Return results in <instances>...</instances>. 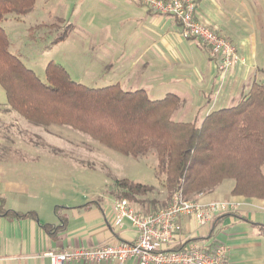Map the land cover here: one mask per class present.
<instances>
[{"label": "crops", "instance_id": "0c3cea01", "mask_svg": "<svg viewBox=\"0 0 264 264\" xmlns=\"http://www.w3.org/2000/svg\"><path fill=\"white\" fill-rule=\"evenodd\" d=\"M193 1L196 19L229 39L237 50L238 63L224 77L221 90L209 50L197 40L182 38L175 19L153 14L134 0H118L117 6H112L121 11L120 18L127 28L131 25L133 42L121 49L115 44L110 46L109 58L115 62L109 64L93 84L118 85L126 92L142 90L149 99L173 94L181 101L176 113L182 117L179 122L195 123L201 114L200 123L204 118L201 110L206 108L203 116L207 115L211 102L226 104L237 98L239 101L248 84L255 81L252 74L259 70L251 56L255 26L251 22L249 1ZM239 4L247 5L245 12L240 13ZM125 32L129 33L126 29ZM217 90L221 92L216 94ZM0 110V115H13L6 104L0 103ZM19 144L31 142L0 136V148ZM44 151L42 156H23L26 163L32 164L31 168L4 165L13 158L8 160L0 156V264H50L49 258L44 256L47 252L128 243L136 238L135 229L127 221L120 229L110 224L111 208L117 201L112 187L103 198L95 200L90 194L78 192L65 197L58 186L47 183L43 177L47 167L39 164L49 163L53 157ZM31 169L36 171L30 172ZM232 187L233 182H222L213 192L198 199L230 201L237 204V212L219 216L216 222L205 227L197 226L188 217H180L169 248H178L187 242L224 244L228 247L225 264H264V231L258 226L264 225V202H243L240 197H232ZM56 208L63 222L56 215ZM28 213H33L34 218L15 217ZM45 226H51L52 231L47 232ZM124 264L137 263L127 261Z\"/></svg>", "mask_w": 264, "mask_h": 264}, {"label": "trees", "instance_id": "16d2710c", "mask_svg": "<svg viewBox=\"0 0 264 264\" xmlns=\"http://www.w3.org/2000/svg\"><path fill=\"white\" fill-rule=\"evenodd\" d=\"M35 2L0 0V23L8 15L30 14ZM59 24L63 31L52 45L65 41L73 29L62 18L48 27ZM9 47L0 27V87L10 111L34 126L69 127L125 157L155 156V174L157 180L162 178L165 198L148 200L145 196L153 187L120 180L114 185L118 200L146 214L145 205L153 211L164 209L175 193L190 200L231 181V196L264 202V85L252 82L236 105L208 113L199 124L179 122L172 116L181 101L173 94L151 100L142 90L126 92L118 85L89 88L72 81L54 62L46 65L41 81ZM15 217L34 218V214ZM258 226L264 231V225ZM44 229L52 231L51 226ZM188 243L170 250L179 251Z\"/></svg>", "mask_w": 264, "mask_h": 264}, {"label": "rangeland", "instance_id": "374dc122", "mask_svg": "<svg viewBox=\"0 0 264 264\" xmlns=\"http://www.w3.org/2000/svg\"><path fill=\"white\" fill-rule=\"evenodd\" d=\"M248 1L249 10L252 12L251 22L255 26L253 29L255 42L251 56L253 57L252 62L259 68L252 75L256 83L264 85V0ZM116 2L118 0H36L34 11L31 14L22 17L8 15L6 20L0 23V27L10 41V53L16 55L25 68L31 70L41 81H44L46 65L54 62L65 69L72 81L89 88H102L101 82H98L100 84L93 83L101 78L109 64L115 62L109 58L111 51L108 49H111L110 46L114 44L121 49L125 44L133 42L135 37L130 30L131 25L128 24L129 29L122 22L121 11L112 7L117 4ZM245 7L247 5H240V13L245 12ZM57 18H62L72 24L73 29L65 41L52 45L51 42L63 31L62 24L52 28L48 27L56 24ZM37 25H46L47 28L32 29ZM125 29L129 33L124 34ZM218 81V89L221 90L222 82L219 78ZM248 89L249 84L244 93ZM220 90H217L216 94ZM237 102L238 98L226 104L211 102L207 112L232 107ZM0 103L6 104L5 94L1 87ZM205 109L200 112L202 117H204ZM176 113L172 119L181 120L182 117ZM12 114L11 116L0 115V136L2 139L31 142V144L0 148L1 157L8 160L13 158L4 165H17L18 167L27 165L26 167L31 168L32 164L26 163L23 156H42L45 150L44 153H50L49 157L53 158L49 163L39 164L40 167H47L43 170V177L47 183L58 186L65 197L78 192L90 194L91 199L97 200L103 198L111 187V190H114L117 181L127 180L153 187V192L145 196L148 200L161 201L165 198V191L160 185L162 178L157 180L155 174L156 158L154 155L148 154L137 159L125 157L69 127L34 126L17 113ZM200 115L195 121L197 124H199ZM45 141L48 144L44 143ZM35 171L31 169L30 172ZM21 172L25 170L21 169ZM198 198L191 197L189 201L224 202L221 199L203 202ZM240 198L243 202H246L244 200L257 201ZM145 210L147 213L154 212L148 205H145Z\"/></svg>", "mask_w": 264, "mask_h": 264}, {"label": "built area", "instance_id": "2783aa9c", "mask_svg": "<svg viewBox=\"0 0 264 264\" xmlns=\"http://www.w3.org/2000/svg\"><path fill=\"white\" fill-rule=\"evenodd\" d=\"M149 12L171 17L180 25L184 39H194L209 50L216 73L222 82L238 63L235 46L195 17L193 0H134ZM237 204L231 202L199 203L186 200L181 194L172 195L170 204L154 212L143 214L126 200L114 202L110 224L120 229L124 221L135 229L132 242L102 245L72 251L47 252L50 264H225L228 247L224 244L188 243L179 251L169 248L174 241L180 217L190 218L199 227L210 225L214 218L233 213Z\"/></svg>", "mask_w": 264, "mask_h": 264}]
</instances>
